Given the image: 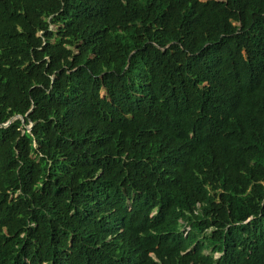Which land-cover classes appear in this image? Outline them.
<instances>
[{"label": "trees", "instance_id": "1", "mask_svg": "<svg viewBox=\"0 0 264 264\" xmlns=\"http://www.w3.org/2000/svg\"><path fill=\"white\" fill-rule=\"evenodd\" d=\"M0 264H264V0H0Z\"/></svg>", "mask_w": 264, "mask_h": 264}, {"label": "water", "instance_id": "2", "mask_svg": "<svg viewBox=\"0 0 264 264\" xmlns=\"http://www.w3.org/2000/svg\"><path fill=\"white\" fill-rule=\"evenodd\" d=\"M15 116L20 117L21 120H22V117H21L20 115L16 114ZM8 121H9V119H8L6 122H8ZM6 122H5V123H6ZM27 127H29V125H27Z\"/></svg>", "mask_w": 264, "mask_h": 264}, {"label": "rangeland", "instance_id": "3", "mask_svg": "<svg viewBox=\"0 0 264 264\" xmlns=\"http://www.w3.org/2000/svg\"><path fill=\"white\" fill-rule=\"evenodd\" d=\"M51 27H52V25H51Z\"/></svg>", "mask_w": 264, "mask_h": 264}]
</instances>
